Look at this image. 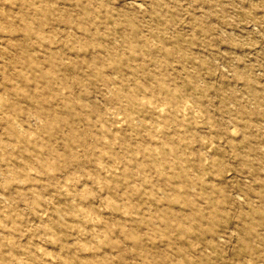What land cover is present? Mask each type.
Masks as SVG:
<instances>
[{
  "label": "clouds",
  "instance_id": "clouds-1",
  "mask_svg": "<svg viewBox=\"0 0 264 264\" xmlns=\"http://www.w3.org/2000/svg\"><path fill=\"white\" fill-rule=\"evenodd\" d=\"M81 256L264 264V0H0V264Z\"/></svg>",
  "mask_w": 264,
  "mask_h": 264
},
{
  "label": "rangeland",
  "instance_id": "rangeland-1",
  "mask_svg": "<svg viewBox=\"0 0 264 264\" xmlns=\"http://www.w3.org/2000/svg\"><path fill=\"white\" fill-rule=\"evenodd\" d=\"M188 31H191V28H188L187 29ZM180 69L179 67L177 68V72H179ZM17 166H19V163L17 162ZM54 189L51 190L52 193H54ZM59 203L60 204H66L68 203V201L64 200L63 198H61L59 200ZM99 203V202H97ZM19 207H23V204H20ZM31 221L32 222H35V223H39V220L35 217V216H32L31 218ZM117 219H119V216H117ZM71 243V241H69ZM58 251V249H53L52 246H48V251L49 252H52V251ZM80 264H107V261L105 260L104 257H96V256H81L80 257Z\"/></svg>",
  "mask_w": 264,
  "mask_h": 264
}]
</instances>
